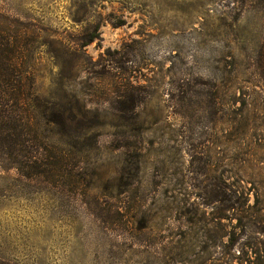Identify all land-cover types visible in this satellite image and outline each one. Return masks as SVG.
Listing matches in <instances>:
<instances>
[{
	"label": "rangeland",
	"instance_id": "1",
	"mask_svg": "<svg viewBox=\"0 0 264 264\" xmlns=\"http://www.w3.org/2000/svg\"><path fill=\"white\" fill-rule=\"evenodd\" d=\"M0 24L61 159L1 164L0 264H264L263 1L0 0Z\"/></svg>",
	"mask_w": 264,
	"mask_h": 264
},
{
	"label": "trees",
	"instance_id": "2",
	"mask_svg": "<svg viewBox=\"0 0 264 264\" xmlns=\"http://www.w3.org/2000/svg\"><path fill=\"white\" fill-rule=\"evenodd\" d=\"M11 28L0 24V167L3 168L1 164L4 162H9L7 169L16 168L25 177L45 176L51 170L48 166L55 169L61 159L52 153L47 154L48 149L37 127L30 122L28 102L31 85L29 79L24 76L26 71L23 66L25 58L23 53L26 52L25 49L27 50V43L21 40L20 31L17 34V30ZM25 35L24 33L23 36ZM96 38H99L98 34L92 35L85 41L84 46ZM39 108L41 106L37 105V110ZM243 182V179H239L236 184H227L224 187L222 201L225 209L234 211L240 220L248 222L251 220V205L245 207L238 201L227 205L233 197L248 194ZM243 227L245 230V226ZM250 232L264 234V225L255 230L250 229ZM248 247L246 242L242 249L247 264H263L262 251H259L257 246L247 251Z\"/></svg>",
	"mask_w": 264,
	"mask_h": 264
}]
</instances>
